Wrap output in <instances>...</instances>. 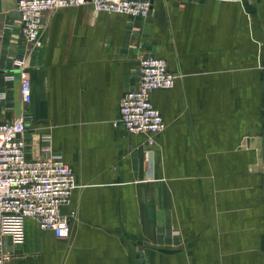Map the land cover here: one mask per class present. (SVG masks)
Instances as JSON below:
<instances>
[{"label": "crops", "instance_id": "obj_1", "mask_svg": "<svg viewBox=\"0 0 264 264\" xmlns=\"http://www.w3.org/2000/svg\"><path fill=\"white\" fill-rule=\"evenodd\" d=\"M18 1L0 0V121L24 117L30 158L50 137L77 188L68 239L0 215L12 264H264V0H153L147 19L56 10L39 47ZM147 55L178 76L151 95L167 126L152 146L114 127Z\"/></svg>", "mask_w": 264, "mask_h": 264}, {"label": "built area", "instance_id": "obj_2", "mask_svg": "<svg viewBox=\"0 0 264 264\" xmlns=\"http://www.w3.org/2000/svg\"><path fill=\"white\" fill-rule=\"evenodd\" d=\"M88 4L98 12L141 19L150 17L153 9V0H19L21 34L29 46L39 47L48 12ZM28 56L13 60V67L21 74V96L26 105L33 100ZM139 75L138 86L126 91L120 100L119 118L114 127L146 136L148 145L152 146L167 126L151 95L158 90L172 89L178 76L170 71L166 60L154 55L141 58ZM26 130L24 117L16 122L0 121V215L10 219L34 218L42 232L68 239L75 212L66 214L64 209L71 206L77 188L75 172L61 155L54 153L50 137L44 138L39 157H28L31 144L24 137ZM12 261L4 236L0 235V264H12Z\"/></svg>", "mask_w": 264, "mask_h": 264}, {"label": "rangeland", "instance_id": "obj_3", "mask_svg": "<svg viewBox=\"0 0 264 264\" xmlns=\"http://www.w3.org/2000/svg\"><path fill=\"white\" fill-rule=\"evenodd\" d=\"M260 164H261V162H259V161H258L257 167H260ZM253 171H255V166H254V168H253ZM20 242L22 243V240H20ZM144 251H145V250H143V249L141 248V250H140V252H139V253H140L141 255H143V256H144V254H145V252H144Z\"/></svg>", "mask_w": 264, "mask_h": 264}]
</instances>
